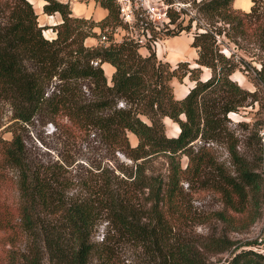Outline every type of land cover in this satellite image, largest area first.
I'll return each instance as SVG.
<instances>
[{"label":"trees","instance_id":"1","mask_svg":"<svg viewBox=\"0 0 264 264\" xmlns=\"http://www.w3.org/2000/svg\"><path fill=\"white\" fill-rule=\"evenodd\" d=\"M94 1L107 10L98 22L72 16L68 2L43 0V13L61 17L53 27L56 37L49 40L28 0H0V99H9L13 119L29 122L49 109L50 121L60 114L78 130L100 135L109 148L131 161L127 170L117 168L120 173L103 168L83 178L73 193L63 166L30 160L14 129L10 140L0 136V180L5 181L9 168L17 171L18 227L27 239L4 264H88L91 236L103 217L126 238L156 249L161 264H210L209 257L230 250L235 242L225 234L198 243L176 238L184 209L180 182L190 184L204 167L213 165L203 152L205 144L220 138L236 144L224 120L246 106L255 91L243 88L231 75L240 71L264 90V18L255 0L249 11L235 8L233 0H198L196 12L203 22L190 16L186 24L181 18L185 11L169 7V23L180 19V32H190L195 21L190 46L197 53L196 66L180 61L172 68L157 58L150 43L142 54V45L129 37L85 46V27L98 26L103 32L108 26H123L114 0ZM225 39L232 45L228 54L221 48ZM247 53L250 60L256 56L258 66L245 58ZM104 62L114 67L110 83ZM203 67L209 70L206 78L201 77ZM53 77L60 82L48 93ZM174 78L194 83L183 98L174 95ZM81 80L87 81V96L81 93ZM164 118L178 125L176 135L166 134ZM127 132L137 138L135 145ZM193 144L203 145L194 150ZM228 151L236 174H221L225 210L215 216L235 230L258 217L263 180L234 146ZM154 155L164 156L166 174L152 172ZM183 155L188 158L185 168ZM239 213H245L240 228L233 222ZM222 264H264V254L243 248Z\"/></svg>","mask_w":264,"mask_h":264},{"label":"rangeland","instance_id":"2","mask_svg":"<svg viewBox=\"0 0 264 264\" xmlns=\"http://www.w3.org/2000/svg\"><path fill=\"white\" fill-rule=\"evenodd\" d=\"M28 1L37 14L38 26L43 28L41 30L43 37L55 38L56 32L53 27L61 22L60 15L58 13L50 15L52 16L51 20L47 17L48 14L42 12L43 0ZM161 1L152 0L150 4L160 7ZM164 1L167 3L166 0ZM62 2L69 3L72 16L86 18L93 22L100 20L97 19L99 15L96 13H94V17L93 15L85 17L91 11L93 2L97 4L94 0H62ZM197 2L198 0H175L176 6L174 5L172 8L176 10L182 8L185 11V14H181L184 24L187 23L190 16L199 18L203 22L196 12ZM252 4L253 0H233L232 3L235 8L243 11H249ZM255 7L264 18V0H255ZM140 9L143 10L142 7H139L138 10L140 11ZM141 18L142 20H132L129 27L127 26V30L132 31L133 34L142 30L141 32H144L146 37L145 43H150L153 46L157 58L167 61L172 68H175L180 61H188L192 67L196 66L194 59L197 58V53L190 46L195 21H193L190 32H180L179 26H177L180 19L170 24L168 20L153 22L148 16ZM122 25L125 26L123 21ZM85 28L89 34L83 41L85 46L101 44L102 33L110 37L112 32L110 26L105 27L103 32L98 26ZM147 29L148 36L146 35ZM117 31L119 33L117 38L120 41L126 34V30L120 28ZM167 32L170 34H166ZM231 46L225 39L224 46L221 48L228 54ZM139 51L146 54L147 49L142 46ZM249 54L247 53L245 58L251 61L252 65L258 66V62L255 61L256 56L250 60L252 57ZM107 68L104 66V72L108 83H110L112 73H109ZM208 75L209 70L203 67L201 77L206 78ZM231 78L248 91H255V96L247 99L246 106L241 107L237 112H229L224 120L225 127L235 138L233 142L236 144H228V141L221 138L210 144H205L206 148L203 149V152L212 160L213 165L204 167L199 178L190 184L184 179L180 182V195L183 198L184 209L182 210L180 229L175 231L176 238L179 237L180 240L189 243H198L204 237L225 234L235 242L230 250L209 257L210 264L226 263L235 251L243 248L264 254V90L248 80L240 71H235ZM59 82L56 77H53L47 92L50 93L58 86ZM81 82L83 83L81 93L84 96L89 95L87 81L81 80ZM193 84L188 78H185L182 83L174 78L172 80L174 95L183 98ZM49 112V109H44L41 113L35 114L29 122H22L13 119V109L9 99H0V124L2 125L0 136L5 140H10L14 129L24 141L30 160L37 164L63 166L71 182V192H78L80 181L83 178L91 177L103 168L117 174L120 173L117 168L127 170V167L131 165V161L122 153L114 152L109 148L100 135L78 130L60 114H56L55 122H52L49 120ZM164 121L166 134L176 135L179 131L178 125L169 118H164ZM127 135L131 145H135L137 138L131 132H127ZM201 145L203 144H193L194 150H197ZM233 146L237 154L246 161L248 167L260 174L263 180L262 192L258 199V217L250 225L242 227L245 224L243 219L245 213L234 214L233 216L236 217V220H233L234 224L239 228L242 227L235 230L231 229L232 224L218 220L215 216L217 210L224 209L221 174L233 176L236 174L228 151ZM180 162L182 168H185L188 158L183 155ZM166 167L164 156H153L152 172L154 174H166ZM17 178V171L14 168H9L5 181L0 180V264H4L12 251L21 249L27 241L18 227ZM226 211L229 212L227 209ZM91 243L93 250L88 264H161L162 262V254L156 249L126 238L122 232L107 223L104 217L94 228Z\"/></svg>","mask_w":264,"mask_h":264},{"label":"built area","instance_id":"3","mask_svg":"<svg viewBox=\"0 0 264 264\" xmlns=\"http://www.w3.org/2000/svg\"><path fill=\"white\" fill-rule=\"evenodd\" d=\"M118 5V11H119V17L125 24V26H116L115 28L111 29V36L108 37L105 33H102V36L100 38V41L102 44H109L111 42H119V39L117 36H119L118 29L122 28V30H126V34L122 36L123 37H129L133 39L136 43L144 46L145 43V34L144 32H138L133 34L132 31L127 30V26L129 27V23H131L132 20H142L141 17L146 16L149 17L153 22L158 20H168L169 18L167 16V9L171 6H176V3L173 4H167L164 0L161 1L160 7L157 5H151L152 0H114ZM158 1V0H157ZM157 4V3H156ZM139 7H142L143 10H138ZM162 7H164L162 9ZM162 17V18H159ZM128 23V24H127ZM146 28V27H145ZM136 32V31H135ZM148 29L146 30V35L148 36ZM51 40L52 38H47ZM122 40V39H121ZM120 40V41H121Z\"/></svg>","mask_w":264,"mask_h":264},{"label":"crops","instance_id":"4","mask_svg":"<svg viewBox=\"0 0 264 264\" xmlns=\"http://www.w3.org/2000/svg\"><path fill=\"white\" fill-rule=\"evenodd\" d=\"M59 1H62V0H59ZM99 10V11H98ZM94 13H96V14H98L99 15V17L97 18V19H102L106 14H107V10L106 9H104V8H102V7H100L98 4H95L94 2H93V7H92V9H91V11L90 12H88V14L87 15H85V17H89V15H93V17H94ZM75 17H78V16H75ZM99 20V21H100ZM98 22V21H97ZM146 53H147V51H146ZM104 66H107L108 68H107V71L110 73H112L113 71H114V67L112 66V65H110V64H108V63H106V62H104L103 64H102V68L104 69Z\"/></svg>","mask_w":264,"mask_h":264},{"label":"bare ground","instance_id":"5","mask_svg":"<svg viewBox=\"0 0 264 264\" xmlns=\"http://www.w3.org/2000/svg\"><path fill=\"white\" fill-rule=\"evenodd\" d=\"M47 17H49V18L51 19V17H52V16H50V15H47ZM51 20H52V19H51Z\"/></svg>","mask_w":264,"mask_h":264}]
</instances>
